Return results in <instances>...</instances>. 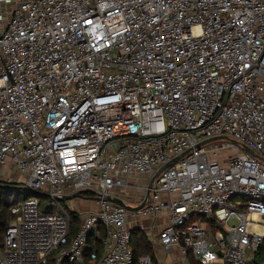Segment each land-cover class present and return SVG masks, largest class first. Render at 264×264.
<instances>
[{
  "label": "built area",
  "instance_id": "1",
  "mask_svg": "<svg viewBox=\"0 0 264 264\" xmlns=\"http://www.w3.org/2000/svg\"><path fill=\"white\" fill-rule=\"evenodd\" d=\"M12 176L48 202L11 208L0 264H136L130 219L163 214L165 249L254 264L264 0H0V180ZM78 192L93 210L64 206Z\"/></svg>",
  "mask_w": 264,
  "mask_h": 264
},
{
  "label": "trees",
  "instance_id": "2",
  "mask_svg": "<svg viewBox=\"0 0 264 264\" xmlns=\"http://www.w3.org/2000/svg\"><path fill=\"white\" fill-rule=\"evenodd\" d=\"M32 193H39L37 191L28 189L26 187L20 186L12 182H6L0 180V249L4 248V236L13 215L11 213V208L17 205L19 202H23L27 198L19 200V196L22 194L30 195ZM43 210V209H42ZM47 212H52L54 209L52 207H44ZM69 216L72 220V227L74 229L78 228V216L74 212L69 211ZM132 247L134 248L135 262L138 264L139 260L146 255L152 257L153 263L158 264L154 246L149 240L147 234L140 229L132 230ZM93 246L92 244L88 246L85 254V258L89 261V252H91ZM188 259L191 264H202L195 260L192 253L189 251ZM264 261V244L260 247L259 255L257 256L256 262L254 264H261Z\"/></svg>",
  "mask_w": 264,
  "mask_h": 264
},
{
  "label": "crops",
  "instance_id": "3",
  "mask_svg": "<svg viewBox=\"0 0 264 264\" xmlns=\"http://www.w3.org/2000/svg\"><path fill=\"white\" fill-rule=\"evenodd\" d=\"M77 204L80 206L83 203L82 201H78ZM167 222L168 216L166 214H163L155 220H152L148 217H140L137 219V221L130 219L129 226L133 229H137L141 227L140 225H142L145 228V230L142 231L147 234L149 240L154 246L158 264H188V261L190 260L188 259V257H184L182 255L181 250L178 247L174 246L170 249H165L162 245H160L158 235L164 229ZM195 260L198 261L196 258Z\"/></svg>",
  "mask_w": 264,
  "mask_h": 264
},
{
  "label": "rangeland",
  "instance_id": "4",
  "mask_svg": "<svg viewBox=\"0 0 264 264\" xmlns=\"http://www.w3.org/2000/svg\"><path fill=\"white\" fill-rule=\"evenodd\" d=\"M7 172L13 174L12 171H7ZM4 181H6V182H12V183H15V184H19L20 186L25 187L23 185V183H22L23 180L20 179L19 177H13L12 176V179H5ZM131 181H133L135 183L141 182L137 178L136 179H132ZM136 191L137 190L135 188L134 189H132V188L126 189L125 188L123 190V192L126 193L128 195V197H130V199H131L130 202H132V204L137 203L138 199H141L143 197V195H144L143 193H139L138 194ZM66 193H69V192L67 191ZM90 195L92 197H94V194L93 193H91ZM19 197H20L19 200H22L23 198H27V199L37 198L38 201L40 203H42V204H45V203L48 202V198H46L42 193H32L30 195L22 194ZM78 200H79V198H77L75 200L74 199L73 200L72 199H66V200L62 201V203L64 204V206H66L69 209V208H73V205L76 202H78ZM21 202H19V203H21ZM82 203L83 204L78 207V210L80 211V213L87 212V211H90V210H93L94 209V207H93L95 205L94 201H85L84 200Z\"/></svg>",
  "mask_w": 264,
  "mask_h": 264
},
{
  "label": "water",
  "instance_id": "5",
  "mask_svg": "<svg viewBox=\"0 0 264 264\" xmlns=\"http://www.w3.org/2000/svg\"><path fill=\"white\" fill-rule=\"evenodd\" d=\"M250 152L252 153V151H250ZM165 168H166V167H164L161 171H163ZM156 177H157V176L153 177L152 182L156 179ZM81 194H82V192L75 193V194H73L72 196H68L67 199H70V198H72V197H77L78 195H81ZM149 194H150V193L148 192V196H149ZM118 203H120L121 205L126 206V207H127L128 209H130V210H139V209H141V208L143 207V205H141V206H139V207L133 208V207H131V206H129V205L127 206V204H126L125 202L121 201V200H119ZM188 264H189V262H188Z\"/></svg>",
  "mask_w": 264,
  "mask_h": 264
},
{
  "label": "bare ground",
  "instance_id": "6",
  "mask_svg": "<svg viewBox=\"0 0 264 264\" xmlns=\"http://www.w3.org/2000/svg\"><path fill=\"white\" fill-rule=\"evenodd\" d=\"M136 261V260H135Z\"/></svg>",
  "mask_w": 264,
  "mask_h": 264
}]
</instances>
